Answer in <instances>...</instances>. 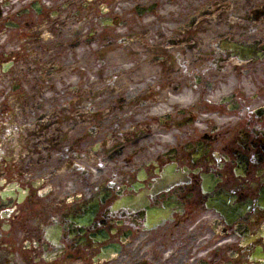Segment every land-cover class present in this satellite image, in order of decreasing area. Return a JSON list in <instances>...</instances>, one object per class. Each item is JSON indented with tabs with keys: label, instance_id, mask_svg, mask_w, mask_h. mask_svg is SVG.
Returning a JSON list of instances; mask_svg holds the SVG:
<instances>
[{
	"label": "flooded vegetation",
	"instance_id": "1",
	"mask_svg": "<svg viewBox=\"0 0 264 264\" xmlns=\"http://www.w3.org/2000/svg\"><path fill=\"white\" fill-rule=\"evenodd\" d=\"M17 2L0 264H264V0Z\"/></svg>",
	"mask_w": 264,
	"mask_h": 264
},
{
	"label": "rangeland",
	"instance_id": "2",
	"mask_svg": "<svg viewBox=\"0 0 264 264\" xmlns=\"http://www.w3.org/2000/svg\"><path fill=\"white\" fill-rule=\"evenodd\" d=\"M2 42V41H1ZM3 53V51H2V49H1V47H0V55ZM9 107V106H8ZM10 108V107H9ZM13 122H15V119H13ZM9 129H11V127L9 128ZM28 130H26L25 131V133L27 132ZM16 133H17V129H15V128H13L12 129V131H11V135H12V137H15V135H16ZM10 134V132L9 131H7V136ZM10 137H7V139H9Z\"/></svg>",
	"mask_w": 264,
	"mask_h": 264
}]
</instances>
